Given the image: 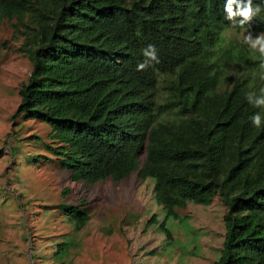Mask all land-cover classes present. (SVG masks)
<instances>
[{"label":"trees","instance_id":"16d2710c","mask_svg":"<svg viewBox=\"0 0 264 264\" xmlns=\"http://www.w3.org/2000/svg\"><path fill=\"white\" fill-rule=\"evenodd\" d=\"M225 3L0 0V25L23 37L32 65L13 119L48 124L46 145L75 182L151 178L167 216L219 199L226 232L215 264H264V108L246 99L264 88V58L224 39L230 27L264 32V10L240 26ZM149 44L159 62L137 71ZM61 207L76 230L91 218L85 201Z\"/></svg>","mask_w":264,"mask_h":264},{"label":"rangeland","instance_id":"374dc122","mask_svg":"<svg viewBox=\"0 0 264 264\" xmlns=\"http://www.w3.org/2000/svg\"><path fill=\"white\" fill-rule=\"evenodd\" d=\"M248 30L230 27L224 39L243 42ZM253 36L261 32H251ZM23 37L0 25V264H215L221 255L226 206L189 202L167 216L154 181L128 179L85 184L71 180L47 147L50 127L13 119L20 84L31 74L19 50ZM68 189V194L63 190ZM87 203L81 230L62 209Z\"/></svg>","mask_w":264,"mask_h":264},{"label":"clouds","instance_id":"9594fccd","mask_svg":"<svg viewBox=\"0 0 264 264\" xmlns=\"http://www.w3.org/2000/svg\"><path fill=\"white\" fill-rule=\"evenodd\" d=\"M260 3L254 5L253 0H226L224 4L225 19L231 21L233 24L240 26L248 25L258 16L261 11ZM243 43L246 44L253 52H258L261 58H264V32L253 36L251 31L243 36ZM142 55L144 59L137 65V71H144L154 63L159 62L158 50L154 45L149 44L143 48ZM260 67L264 69V60H262ZM264 78V77H262ZM246 99L250 105L255 108H264V88L260 89V94L257 95L253 91L246 93ZM253 127L260 128L262 124V116L259 112L250 117Z\"/></svg>","mask_w":264,"mask_h":264}]
</instances>
